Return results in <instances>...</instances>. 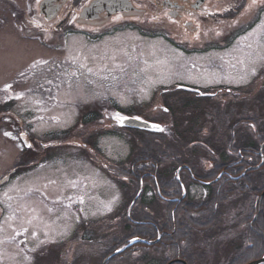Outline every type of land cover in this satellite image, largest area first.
I'll list each match as a JSON object with an SVG mask.
<instances>
[{
	"label": "rangeland",
	"instance_id": "rangeland-1",
	"mask_svg": "<svg viewBox=\"0 0 264 264\" xmlns=\"http://www.w3.org/2000/svg\"><path fill=\"white\" fill-rule=\"evenodd\" d=\"M243 1L246 0H236L238 15H230L233 20L237 21L236 17L245 14L243 11L246 7L242 6ZM134 2L135 0H127L125 3L133 8ZM0 8H3L1 2ZM257 8L259 10L249 16L251 19L247 16L237 22L240 26V29L238 28L240 36L236 39L230 54L217 51L222 38H217L215 45L202 48L204 45L192 44L194 41L188 35L185 39L188 44L185 43L183 47L189 49L185 53L180 44L181 39L177 41L175 38H168L173 39L174 44L164 42L165 35L160 32L163 30L155 24L145 25V29L139 31L135 26L142 23L137 22L132 25L123 24L119 28H112V24L109 26L110 30L107 28L95 32L85 30L76 33L85 36L67 34L64 32L68 30L67 26L60 32L50 30L43 60L45 62L47 60L49 68L63 67L60 88L57 92L51 91L47 103L41 107H35L40 103L41 96L34 90L30 97L14 98L10 102V108H0V264H96L97 253L101 252L102 248L98 244L105 236L97 238L89 234L91 241L86 242L88 245L92 244L90 247H85L83 241L80 244L75 243L76 241L72 239V230L77 224L84 225L83 220L93 221L100 213L110 214L111 205H114L112 212L117 210L116 215L119 211L125 210L131 213L136 203L135 196L142 189L138 186L132 191L130 182L131 179L139 180L140 173H137L136 168L141 167V164H144L143 169L149 175V180L144 179L145 186H153L154 173L162 175L161 181L167 179L168 175L170 180L172 179L171 173L177 165L171 162L175 154L195 157L197 154L210 152L206 144L187 150V146L181 147L178 144V136L184 134L188 128L180 121L175 122L174 116L177 114L172 113L171 104H164V100L176 103L180 98L185 99L191 94L200 93L199 90L219 89L220 93L215 95H224L227 98L224 104L220 106L211 104L212 106L207 107L212 111L210 122L220 126L225 132L220 133V128H217L215 133L209 131L207 141L221 145L238 139L233 127L230 130L225 128L232 122L229 119L231 109L228 107H233L234 104L240 106L239 100L244 97L251 100L261 96L263 104L260 106L264 109V78L257 76L258 79L250 81V75L247 74L255 64L257 66L255 65L252 75L256 70L264 68V43H260V46L249 45L251 42L264 39V5ZM204 24L213 25L215 22L206 19ZM165 26L169 27L166 29L177 32V28L180 27L167 24ZM229 28L231 27H227ZM171 35L179 38V34L175 32ZM213 37L220 36L216 33ZM33 43L38 47L40 45ZM40 56L33 51L31 56L33 64L29 70L37 66ZM243 59L250 65H242ZM7 63L5 65L0 63V88L8 85L17 89L15 80L19 72L30 63L26 67L13 64L11 67ZM260 73L264 74V69ZM54 77L55 72H50L48 79L52 80ZM38 83L39 81H33V88ZM218 83L222 84V87H218ZM193 84L199 87H191ZM165 93L167 96L162 97ZM136 95L140 97L133 98ZM220 99L221 97L219 101L222 102ZM27 101L34 107L32 111H36L25 116L24 107ZM90 106H97L98 112L103 114L101 118L105 116L102 123H106L108 127L109 124H117L118 119L115 117H133L137 115L136 111H139L148 121H160V129L155 133L154 139L152 135L135 136L123 133L122 130H118L117 134L106 135L102 140H97L95 145H91L95 148L94 153L105 160L97 159L92 163L88 156L93 150L87 145H81L78 138V121L82 120L86 108ZM100 106L106 108L99 109ZM129 106L138 109L131 112ZM175 106L180 105L176 103ZM118 108L121 112L117 111ZM198 110L199 107L196 111ZM255 117L258 118V113ZM102 123L100 124L103 126ZM258 125L256 128H246L242 131L247 135L264 137L261 133L264 129L259 122ZM66 134L69 140L64 142L70 144H64V147L60 141ZM159 136L162 137L158 138ZM26 137L32 139L34 152L26 147L28 145ZM259 145H261L259 152L264 153V142ZM218 153L221 165L225 160L224 150L218 148ZM232 157L234 154L226 156ZM259 166H263V163ZM209 167L211 165L206 163V169ZM256 169L257 167H251L247 170L248 173L243 172L238 178L224 174L221 179L214 182H208L212 176L203 177L198 174L200 182L194 185L190 186L183 181L187 184L186 190L184 184L181 186L178 184L180 180L177 177L179 185L177 191L180 192L178 196L185 193V196L183 194L181 197L183 199L186 197V191L190 194L195 193L197 190L201 191V187L214 183L218 186L221 199L223 194V200H247L245 196L234 197L231 191L228 192L226 187L221 188V185L236 182L235 185L238 186L240 181L249 180L253 175L251 171ZM262 169L255 173L264 177ZM131 171L135 172V175H130ZM168 183L164 181L163 187ZM163 187L157 193L161 198L169 197L172 190ZM77 197H81V201L75 204L74 200ZM263 198L264 192L260 200ZM192 199L190 198L191 201ZM210 199L217 201L218 196L212 193ZM132 200L133 203L128 205ZM89 201L92 204H88ZM67 202L70 203L69 206L64 205ZM106 202L108 206L104 208ZM195 203L193 199V208L186 215V221L179 224L191 223L197 218L199 214ZM136 205L140 210L143 208L139 203ZM162 205L165 210L168 202L162 200ZM113 213L110 218L113 217ZM155 213L158 214V209L152 203L143 216L154 217ZM164 220H169L165 212ZM118 221L120 220L116 216L112 218L108 237L127 240L123 252L128 254L168 252L165 257H161V264H169L171 260L169 250L173 249L169 242L176 240L177 234L172 226L171 230L166 229V234L170 232L168 236L164 237L160 232L157 238L156 229L148 233L143 232V222L152 223L151 219L145 218L142 224L136 225L145 233L144 239L147 242L143 240L136 245L137 242H131L133 239H130L131 235H135L134 238L138 237L136 234L119 235L115 227ZM98 222L99 220L94 221L95 224ZM197 226L198 229L204 228V235L211 232L206 229L211 226L210 224L207 227ZM191 228H187V231L181 232L180 235L186 237L193 234L195 230ZM258 233L264 236V228L259 229ZM107 241L110 244L113 240ZM217 248L218 245H210L196 252H217ZM71 249L73 251L70 252ZM150 256L148 254L144 259L138 256V264H156L152 262L153 255ZM214 262L217 264L218 260Z\"/></svg>",
	"mask_w": 264,
	"mask_h": 264
},
{
	"label": "flooded vegetation",
	"instance_id": "flooded-vegetation-1",
	"mask_svg": "<svg viewBox=\"0 0 264 264\" xmlns=\"http://www.w3.org/2000/svg\"><path fill=\"white\" fill-rule=\"evenodd\" d=\"M93 1L95 0H0L3 7L2 9L0 8V63L5 65L6 62H8L7 65L11 67L12 64L26 67L30 63L22 72H19L18 78L15 80V87H18L17 89H13L11 86L7 87L8 85L0 88V108H10V102H12L14 98L30 97L34 90L35 93H39L41 96L40 103L35 105V107H41L47 103L50 92H57V90L60 88L63 81L61 66L49 68L47 60L46 62L43 60L44 54L46 52L45 49L47 48L49 42L50 30L60 32L61 30H65V27L67 26L66 28L68 30L64 32L67 34H76L85 30L92 32L107 28L110 30L109 26L112 24V28H119L122 27L123 24L132 25L133 23L140 22L142 24L135 26L139 31L140 29H145V25L155 24L156 26H159L161 30H163L160 32H163L166 36H163L166 39L164 42L168 44H174V41H172L174 38L177 41L181 39L180 44L182 45V48L184 49L183 51L185 53L186 50L189 49L184 48L185 43L188 44V41L185 40L187 39L186 35H188L190 39L194 41L191 42L192 44L204 45L202 48H209L210 46L215 45L217 38H222L217 51H222L224 54H230L236 39L240 36V26L237 24V22H240L241 18L247 16L249 17L252 13L257 12L259 10L257 6L264 5V0H256L255 4H253L252 0H246L248 3L243 1L242 6L245 5L244 7H246L243 11L245 14L236 17V21L230 16L238 15V4L236 3V0H135V4H132L133 8L130 9L123 8L121 4L117 5L116 1L118 3L121 1L112 0L108 2L105 1V3L99 7V10L97 9L98 6L94 9H90V4ZM206 19H208V21L211 20L212 22H215V24H204V20ZM248 19H251V17ZM165 24L168 26L178 25L180 27L177 28L178 32L170 31L166 29L169 27H166ZM227 27L231 28L227 29ZM74 30L77 32H74ZM173 32L179 34V38L173 37V35H171ZM235 32L238 33L235 34ZM216 33L217 36L220 37L214 38L213 36H215ZM168 38L173 39L169 40ZM33 42H36L37 44L40 43L39 47ZM257 42H251L249 45L260 46L262 43H264V39L262 38ZM173 47L176 48L175 46ZM177 48L179 47L177 46ZM33 51H35L36 54L41 55L40 61H37L38 64L33 70H29L30 65L33 64L31 57ZM242 65L248 66L250 63L243 59ZM255 65L257 66V64ZM255 65L254 67H251V72L247 73L250 75V81L256 80L257 76H262L264 78V74L260 73L264 68L258 69L261 71L256 70L252 75V71L255 70ZM50 72H55V77L52 80L48 79ZM70 72L73 73L72 71ZM221 75H223V72ZM204 80L208 81L207 79ZM33 81H39V83L35 85V88L37 89L33 88ZM217 85L218 87H222V84L218 83ZM191 87L199 86L193 84ZM166 96L167 95L165 93L162 97ZM135 97L140 96L136 95L133 98ZM219 97H221L220 100H222V102L219 101ZM258 97L263 100V97ZM256 98L257 97L249 100L250 111H256L258 104ZM186 99L194 102L199 98L196 96H189ZM225 99L227 98L220 94L212 98H206V104L208 105H206L204 108L200 107V109L205 110L207 114L211 116L212 111L207 106H212L211 104L220 106L221 104H224ZM184 100V98H180V100L176 102L180 106H175L176 103H171L165 100L163 103L171 104L172 113L177 114V116H174V118H176L175 122L177 120L184 121L183 124L187 126L188 130L182 134V136L184 135L187 140H189L190 137L192 141V133L197 130L195 132V138H198L199 141L191 144L190 147L188 146V149L202 147L201 145L206 144L210 152L207 151L203 154H197L195 157L175 154L171 162L177 165L174 172L171 173L173 175L172 179L170 180V175L166 176L167 179L164 181H168L169 183L165 184L164 187L162 185V183L164 184V181H161L162 175L160 173H154L157 167L155 170H153V186H145L144 179L149 180V175L147 172H145V169H143L144 164H141V167L138 166L136 168V170H138L137 173H140L139 180L137 181L135 179H131L130 182L132 185L130 186L132 191L138 186L142 189V191H138L135 196V205L139 203L143 207L141 210L139 207H137V205H134L131 213L129 212L130 214L127 212V210H125L119 211L116 215L117 210L113 211V213L112 210L114 209V205H111L112 209L110 214H104L107 217H101L99 219V223L95 224V220H83L84 225L81 223L77 224L72 230V239L76 241L75 243L80 244V242L83 241L85 243V247H90L92 244L88 245L89 243L86 242L91 241L89 234H93V236L97 238L105 236L103 237L104 239L98 244V246L102 248H100L101 252L97 253L96 264H103L114 252H116H111L110 249V246L114 245V240L116 239L108 237L110 235L108 233V229L110 227L112 218L115 216L120 220L117 222V226L114 225L119 231V235L120 233L122 234L124 232L126 226L129 225V223H133V225H140L145 218L152 220V223L150 224L147 221L143 222L142 225L145 232L147 233L152 229H156L158 231L157 238L159 237L160 232L163 233L164 237L166 235L168 236L170 232L166 234V229L168 228L171 230L172 226L177 234L175 236L176 240L169 242V245H171L173 248L169 250L171 255L169 264H214V261L216 260H218L217 264H250L264 258V236H261L258 233L259 229H261L260 219L264 218V215L260 217V214L262 213L261 208L256 209L257 211L252 214L253 203L251 192L256 187L257 181H259L260 175L255 173L259 170L251 171L253 174L252 177L247 181H240L238 186L235 185L236 182H228L221 185V188L226 187L228 192L231 191L234 197H247V200L244 201H230V199L223 200V194L222 199L218 197L217 201L211 200L210 196L212 193L217 191L219 194L217 190L218 186H216V184L214 185V183L201 187V191L197 190L195 193L190 194L186 191V197H184L185 199L183 198L184 200L181 197L183 194L185 196V193H181V196H178V193H180L177 191L179 185L181 186L184 184L183 186L186 190L187 184L191 186L192 184L194 185V183L200 182L198 180V174L203 177L212 176L211 179H208V182H214L215 180L221 179L224 174H229L233 176V178H238L243 172H246L251 167L258 166L255 165L257 164V159H255V157H249V159L245 162L242 160L236 163L234 171L227 169V167H230V164L226 167H221L222 164L220 165L219 163L220 157L218 148L220 146L222 149L223 143L221 145H218L217 143H208L207 137L209 130L206 128L202 130H198L196 128L191 129L192 122L180 116L182 114L180 112V108L183 106ZM231 104L232 103H230V105ZM25 105V116L29 112L32 113L33 111H36H32V108L34 109V107L29 103V101H27ZM129 107L131 112H133L134 109H138L133 106ZM253 107H255V109L251 110ZM101 108L104 109L106 106H100L99 109ZM86 109L85 116H83L81 121H78V138L81 145H87L93 150V152H91L88 156V159L92 163L97 159H105L104 157L100 158L99 155L94 153L95 148L91 145H95L97 140H102L106 135L110 136L111 134H117L118 130H122L123 133L132 134L135 136L148 134L149 136L152 135L153 139L156 137V134L153 132L125 126L123 121L121 122L119 119L117 124H109L108 127L106 123H102V121L105 120V116L103 119L101 118L103 114L98 112L97 106H90ZM117 111L121 112L120 109ZM136 113L137 115L133 116V118L143 119L153 124H160V121L155 122L154 120H146L142 112L136 111ZM249 118H251V115H249ZM15 119L18 120L17 117H15ZM229 119L232 121L231 123L234 122L233 132L234 134H237L236 129H239V126L236 125L235 116L232 110ZM56 123L59 124V121ZM100 123H102L103 126ZM210 123H208V125H211ZM162 124L164 123L162 122ZM91 125L92 127H88ZM242 127L244 129L256 128V126L252 123H244ZM225 128L227 129L228 126H225ZM220 131V133H224V129L221 127ZM67 135L68 134H66V137L60 141L62 146H64V144H70V142H67L68 144L64 142L69 140ZM247 136L249 137L248 139L252 140L253 142H258L260 137L251 135ZM160 137L162 136H159L158 138ZM29 138L27 140H29ZM30 142L32 143L31 152H34L31 138ZM229 154L232 155L233 153L229 152ZM261 160H263L264 165V153H262ZM206 163L211 165V167L206 169ZM247 165L249 167L245 168ZM130 175H135V172L131 171ZM178 175L180 176V183H178L179 185L176 181ZM183 181L187 184L183 183ZM162 187L164 189L167 187L168 189L172 190V193L169 197L166 196L161 198L157 193L160 189H162ZM190 198L195 200V208L197 209V213L199 215H197V218L191 223L179 224L186 221V215L193 208V199L191 201ZM162 200L164 202H168V206L165 208V210L164 206L162 205ZM74 201L75 204L79 203V201H81V197H77V199ZM260 201L261 200H258V202ZM131 203H133V200L130 201L128 205H131ZM152 203H154V206L157 207L158 214L155 213L154 217L143 216V213H145L147 208ZM69 204L70 203L67 202L64 205L69 206ZM88 204L92 203L89 201ZM107 204V202L104 204V208L108 206ZM164 212L166 216L169 217V220H164ZM112 213L113 217L110 218ZM192 213L195 214L196 212ZM134 220H136V222ZM208 224L211 226L206 229L211 232L207 235H204V228L198 229L197 225L207 227ZM188 226H190L189 228L193 227L191 230H195L193 234H188L186 237L180 235L181 232L187 231ZM161 229H163V231ZM119 238H117V240H119ZM191 238H195L194 243L190 241ZM108 239L113 241L109 244L107 241ZM210 245H218L219 248L216 249L217 252H196ZM157 246L158 244H156V247ZM85 247H82V249H86ZM195 247H197L196 250ZM162 249L163 248H160V250ZM71 251H73V249H71L70 252ZM167 253L168 252H147L145 254V252H136L128 254V252H124L106 264H138V256H141L142 259H144L148 256V254L151 256L153 255V257H150L156 261V264H161V257H165Z\"/></svg>",
	"mask_w": 264,
	"mask_h": 264
},
{
	"label": "trees",
	"instance_id": "trees-1",
	"mask_svg": "<svg viewBox=\"0 0 264 264\" xmlns=\"http://www.w3.org/2000/svg\"><path fill=\"white\" fill-rule=\"evenodd\" d=\"M256 99H257L258 104H257V108H256L255 112L250 111L249 99L246 97L239 100L240 106H237L236 104H234L233 107H228L234 112L233 114L235 116L236 125L239 126V129H236V131H237L236 135L238 136V139H236L235 141L230 140V141L224 142L222 144L223 145L222 150H224L225 160H224L221 167H226L230 164V167H227V169L234 171L236 163H238L239 161H242V160H244V162H245L246 160L249 159V157H255V159H257V161H256L257 164H255V165H258L257 169L255 171H257V170L260 171V168H263L261 171H264V165L259 166V165H262V163H263V160H261L262 155L259 154L260 153L259 152L260 146H261L259 144L264 142V137H259L258 142H253L252 140L248 139L249 137L247 136V134L242 131V130H244V128L242 127V125L244 123H248V124L252 123L253 125L258 127L259 126L258 122H259L262 126V129H264V123H263V121H264V113H263L264 109L260 106L263 104V100H261L260 97H257ZM206 101L207 100H205V99H203V100L198 99V100H195L194 102H191L190 100L185 98V100L183 102V106L180 108V112L182 113L180 116L184 117V118H186L192 122V125H191L192 128L191 129L196 128L198 130H202V129L206 128L210 132L215 133L216 129L220 128V126L215 125L213 123H210L209 122V121H211L210 115L207 114V112L205 110L200 109V107L204 108V107H206V105H208V104H206ZM198 107H199V110L196 111V109ZM254 109H255V107L251 108V110H254ZM257 113H258V118L255 117V115ZM249 115H251V118H249ZM177 121L184 123L183 120H177ZM252 121L255 123H253ZM208 123H210L211 125H208ZM233 126H234V122L231 123L227 129L230 130ZM195 132L192 133L193 134V140L192 141H191V138L189 136H188L189 140H187V138L183 137L180 134L178 136V141H179L178 144L181 145V147L187 146L186 147V150H187L188 146L190 147L191 144L199 141L198 138H195V136H196ZM261 133L264 134V130ZM208 143H210V142L208 141ZM194 148H196V147H194ZM219 148H220V146H219ZM229 152L233 153L234 157L226 158V156L230 155ZM235 159H238V160H235ZM247 167H249V166L247 165L245 168H247ZM242 187L244 188L243 185H242ZM263 192H264V177L262 175H260L259 181H257L256 187L251 192L252 203H253L252 214L257 211L256 209L261 208L262 213L260 214V217H262L264 215V198L260 202H258V200H260V198L262 197ZM215 194L220 198L221 195H219L217 193V191H215ZM260 222H261V224L260 223L259 224L261 225V228H264V218H261ZM189 227L190 226H188V228ZM142 230H143V232H145L144 227ZM161 230L163 231V229H161ZM143 232L138 229V226H133V224L129 223V225L126 226L122 235L133 233V234H136L138 237L146 239L145 233H143ZM131 236L133 237L135 235H131ZM190 241H192L194 243L195 238H191ZM126 244H127V240L126 241H122L121 239L114 240V245L110 246L111 252L121 249ZM191 252H194V251H191ZM152 262H156V261L153 260Z\"/></svg>",
	"mask_w": 264,
	"mask_h": 264
},
{
	"label": "water",
	"instance_id": "water-1",
	"mask_svg": "<svg viewBox=\"0 0 264 264\" xmlns=\"http://www.w3.org/2000/svg\"><path fill=\"white\" fill-rule=\"evenodd\" d=\"M128 125L135 126V127H140V128H144V129H148V127L146 125H133V124H130V123H128ZM262 262L263 261H259V262H255V263H251V264H261Z\"/></svg>",
	"mask_w": 264,
	"mask_h": 264
},
{
	"label": "bare ground",
	"instance_id": "bare-ground-1",
	"mask_svg": "<svg viewBox=\"0 0 264 264\" xmlns=\"http://www.w3.org/2000/svg\"><path fill=\"white\" fill-rule=\"evenodd\" d=\"M95 1H97V4L100 2V1H104L105 2V0H95ZM116 1V0H115ZM120 1V0H119ZM118 4H121L122 6H123V8H125V9H127V5H126V3H124V2H119ZM259 261H262V259L261 260H259Z\"/></svg>",
	"mask_w": 264,
	"mask_h": 264
},
{
	"label": "snow or ice",
	"instance_id": "snow-or-ice-1",
	"mask_svg": "<svg viewBox=\"0 0 264 264\" xmlns=\"http://www.w3.org/2000/svg\"><path fill=\"white\" fill-rule=\"evenodd\" d=\"M252 2H253V4H255V2H256V0H252ZM7 87H10V86H7ZM116 119H119V120H123V117H119V116H117V117H115ZM6 135H8V133H5Z\"/></svg>",
	"mask_w": 264,
	"mask_h": 264
}]
</instances>
